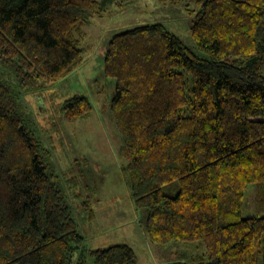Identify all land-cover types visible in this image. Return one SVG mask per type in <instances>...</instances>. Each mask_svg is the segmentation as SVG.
<instances>
[{
	"label": "trees",
	"instance_id": "trees-1",
	"mask_svg": "<svg viewBox=\"0 0 264 264\" xmlns=\"http://www.w3.org/2000/svg\"><path fill=\"white\" fill-rule=\"evenodd\" d=\"M199 3L191 29L205 57L159 23L109 41L124 169L152 244L206 247L171 264H264V0ZM102 10L101 0H0V60L15 79L0 77V264L139 261L128 243L87 247L77 176H63L51 135L25 111L41 79L83 62L79 36ZM92 109L85 95L62 105L70 122ZM250 184L257 213L245 216Z\"/></svg>",
	"mask_w": 264,
	"mask_h": 264
},
{
	"label": "rangeland",
	"instance_id": "rangeland-1",
	"mask_svg": "<svg viewBox=\"0 0 264 264\" xmlns=\"http://www.w3.org/2000/svg\"><path fill=\"white\" fill-rule=\"evenodd\" d=\"M103 10L95 14L79 36L83 62L55 81L40 80V91L24 95L25 111L41 125L55 147V160L63 176H77L76 206L88 248L128 243L138 256L137 264H171L206 257L201 241L152 244L145 230L146 208L132 198L129 175L124 169L123 138L110 102L117 82L105 73L109 41L118 33L147 24H163L196 55L205 51L192 35V25L201 8L199 0H101ZM0 77L14 83L13 75L0 60ZM187 79L191 76L187 74ZM74 95H85L93 104L88 116L76 122L63 114V103ZM255 184L245 196V216L255 215ZM166 192L168 189H165ZM90 208L94 211L91 215ZM85 205V206H84ZM144 222V224H143ZM159 247V249H158ZM91 263L94 259L91 258Z\"/></svg>",
	"mask_w": 264,
	"mask_h": 264
},
{
	"label": "crops",
	"instance_id": "crops-1",
	"mask_svg": "<svg viewBox=\"0 0 264 264\" xmlns=\"http://www.w3.org/2000/svg\"><path fill=\"white\" fill-rule=\"evenodd\" d=\"M143 224H144V222H143ZM158 249H159V247H158Z\"/></svg>",
	"mask_w": 264,
	"mask_h": 264
}]
</instances>
